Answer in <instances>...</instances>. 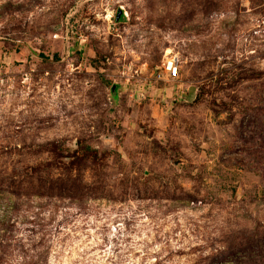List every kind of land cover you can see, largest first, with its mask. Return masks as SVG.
Wrapping results in <instances>:
<instances>
[{
  "label": "rangeland",
  "instance_id": "374dc122",
  "mask_svg": "<svg viewBox=\"0 0 264 264\" xmlns=\"http://www.w3.org/2000/svg\"><path fill=\"white\" fill-rule=\"evenodd\" d=\"M0 264H264V0H0Z\"/></svg>",
  "mask_w": 264,
  "mask_h": 264
},
{
  "label": "built area",
  "instance_id": "2783aa9c",
  "mask_svg": "<svg viewBox=\"0 0 264 264\" xmlns=\"http://www.w3.org/2000/svg\"><path fill=\"white\" fill-rule=\"evenodd\" d=\"M162 67L168 78L174 79L178 76V65L173 58H166L162 63Z\"/></svg>",
  "mask_w": 264,
  "mask_h": 264
}]
</instances>
